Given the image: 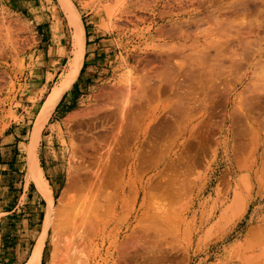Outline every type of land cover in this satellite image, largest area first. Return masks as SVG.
I'll return each instance as SVG.
<instances>
[{
	"label": "rangeland",
	"instance_id": "1",
	"mask_svg": "<svg viewBox=\"0 0 264 264\" xmlns=\"http://www.w3.org/2000/svg\"><path fill=\"white\" fill-rule=\"evenodd\" d=\"M69 1L84 58L35 147L47 211L27 171L30 132L66 72L72 28L63 12L66 56L48 68L57 55L32 15L0 0V264H26L43 232L39 264H52L69 213L68 119L111 93L130 97L123 156L139 135L140 164L121 191L133 161H117L93 194L85 264H264V0Z\"/></svg>",
	"mask_w": 264,
	"mask_h": 264
},
{
	"label": "bare ground",
	"instance_id": "2",
	"mask_svg": "<svg viewBox=\"0 0 264 264\" xmlns=\"http://www.w3.org/2000/svg\"><path fill=\"white\" fill-rule=\"evenodd\" d=\"M59 2L61 4L62 10L65 12L68 24L72 28V49H70L71 59L68 63L66 72L63 73L64 75L61 81L55 87L51 88L37 113L35 121L32 125L33 127L30 132V141L28 147L29 156L27 164V171L32 179L33 184L35 185L36 190L47 203V211H50L53 207V193L50 185L48 184V181L43 178L41 174V169L36 159L35 147L40 137V132L42 128L49 120V117L55 110L56 105L60 101L63 94L71 87L75 78L77 77V74L82 64L83 56V27L78 18V15L69 0H59ZM114 98L115 96H113V93L106 94L104 97H102V99H100L99 97L97 99L98 101H96L97 103L94 105L93 108H90V106H88L83 111H79L78 113L70 116L68 119L71 122V125L69 128L68 135V155L66 157L65 164L66 168L64 170L65 185L64 187H62L59 200H61L62 202L64 201V199H67L69 201L68 206L65 207V210L68 209L69 213L65 216L63 224L60 223V231L58 233L54 231L56 234L54 233V235L51 237V243L53 246V250L51 251L52 264H85V261L87 259V248L89 246L90 240V225H93L90 224V209L92 208H90V205L94 203V201H92V198L94 197L93 194L95 192L97 193V190L100 189V184L101 182H103V177L107 173V171H116V168L119 165L117 161H120L122 166V164L124 165L123 160L132 159L133 166H130L131 170L128 169L125 172V169H123L122 174L120 176V188L121 191H124L125 188L129 185V178L125 180V177H129L131 175L132 168H134L136 163H139L138 160L140 161V150H138V147H136V142L138 140L139 135L134 136L135 133L133 134L135 142L132 145L133 147L135 146V148L133 149L132 147V149H129V154L125 157V159L123 156L124 152L126 153V149L124 148L127 144L125 142V139L122 138L121 134L122 127H124L123 121L127 114V104L129 102L130 97L125 96L124 94V97L121 96V98L119 99L120 101L118 102H116V99ZM109 99H112L114 101L110 102ZM153 120L156 119L154 118ZM152 123H154V126L155 124H158L155 122ZM232 124L234 125V123ZM150 129H152V131L150 130V132L155 131L154 127ZM146 132L148 133V131ZM144 137H146V135H144ZM204 143L205 142H203V144ZM204 145V148L206 149V145L208 144L205 143ZM199 149L197 150L201 151L199 153H201L200 155L203 156V148L202 150ZM197 150L195 151L196 153ZM206 151L208 152L207 149ZM116 152H119V154H115ZM151 185L152 184L147 181L144 184L143 189H146L147 186L150 187ZM184 187L186 188V186ZM147 191H149L148 188ZM180 191H178L177 193H179ZM236 197L235 198L237 206V201H240V199L238 196ZM95 198L94 200L98 199ZM44 237L45 233L43 232L36 240V243L33 246V249L26 264H39L44 243ZM131 240H129V242L133 243L134 240L132 242Z\"/></svg>",
	"mask_w": 264,
	"mask_h": 264
},
{
	"label": "crops",
	"instance_id": "3",
	"mask_svg": "<svg viewBox=\"0 0 264 264\" xmlns=\"http://www.w3.org/2000/svg\"><path fill=\"white\" fill-rule=\"evenodd\" d=\"M15 5L24 7L28 13L32 15L33 21L39 25V30L43 32V36L48 39L50 46L47 48V54L53 53L52 58L57 55L55 59H49L44 65L47 64L48 68L59 65L64 59L66 49L61 47V38L64 36L60 15H63L61 4L59 0H11ZM66 16V15H65ZM67 19V17H66ZM37 20V21H36ZM68 23V21H67ZM69 25V24H68ZM58 37V42H54ZM84 43V41H83ZM56 45V46H55ZM60 46V47H59ZM86 47H84L85 49ZM60 53V54H59ZM84 58V56H82ZM59 68V67H57ZM51 70V69H50ZM76 79V78H75ZM75 81V80H74ZM74 83V82H73Z\"/></svg>",
	"mask_w": 264,
	"mask_h": 264
}]
</instances>
